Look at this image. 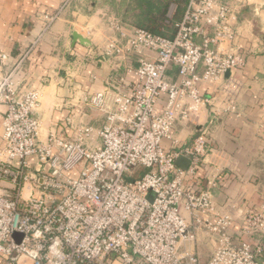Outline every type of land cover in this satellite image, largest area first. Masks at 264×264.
<instances>
[{"label":"built area","instance_id":"built-area-1","mask_svg":"<svg viewBox=\"0 0 264 264\" xmlns=\"http://www.w3.org/2000/svg\"><path fill=\"white\" fill-rule=\"evenodd\" d=\"M238 10L233 0H188L171 39L109 18L102 53L112 75L83 100L103 124H80L70 139H40L39 92L19 93L21 61L6 71L0 50V183L12 186L0 194V264H264V198L244 212L233 238L230 213L214 205L215 177L204 190L187 182L212 152L214 120L236 113L235 73L246 66ZM178 123H195L198 132L169 151L163 143L176 147ZM260 130L264 149V124ZM181 157L185 170L175 165ZM199 234L214 239L207 261Z\"/></svg>","mask_w":264,"mask_h":264},{"label":"crops","instance_id":"crops-1","mask_svg":"<svg viewBox=\"0 0 264 264\" xmlns=\"http://www.w3.org/2000/svg\"><path fill=\"white\" fill-rule=\"evenodd\" d=\"M111 1L70 0L66 9L49 23L62 0H0V50L9 57L5 70L10 71L21 61L17 76L21 81L19 93L39 92L36 116L41 122L43 142L50 133L70 139L80 124L96 129L103 124L101 114L86 107L83 100L102 90L112 75L111 63L102 51L111 35L108 19L120 20L110 3L115 1L118 5L122 0ZM238 1L233 0V5L239 6L236 44L246 58V66L235 73L242 86L236 113L214 120L209 131L212 152L197 176L187 181L204 190L207 179L215 177L214 205L217 213H230L229 233L233 238L241 229L244 212L258 208L264 198L260 130L264 124V0ZM173 12L172 6L168 15ZM89 26L91 29L87 31ZM74 32L87 39L89 46L76 42ZM130 62L136 66L135 61ZM168 77L176 79L175 68L169 70ZM201 90L205 95L210 94L206 86ZM5 110L0 105V146ZM204 119L202 116L199 124ZM197 132L195 123H178L172 131L176 147L168 141L163 145L169 151H177L191 143ZM29 162L33 171L34 159ZM77 175V171L69 174ZM11 188L7 182L0 183V194ZM214 248L211 236L199 234L197 250L203 261L208 260V251L211 253Z\"/></svg>","mask_w":264,"mask_h":264},{"label":"trees","instance_id":"trees-1","mask_svg":"<svg viewBox=\"0 0 264 264\" xmlns=\"http://www.w3.org/2000/svg\"><path fill=\"white\" fill-rule=\"evenodd\" d=\"M113 2L110 3L111 7L118 12L125 26L171 39L176 32L175 24L182 19L188 0H122L118 5ZM172 6L174 12L169 16Z\"/></svg>","mask_w":264,"mask_h":264},{"label":"water","instance_id":"water-1","mask_svg":"<svg viewBox=\"0 0 264 264\" xmlns=\"http://www.w3.org/2000/svg\"><path fill=\"white\" fill-rule=\"evenodd\" d=\"M73 37L75 39L76 42H78L79 44L83 45V46H89V41L87 39H83L81 35H79L77 32H74ZM228 76V73L226 75V77ZM189 162L186 158H178L175 162V165L180 168L181 170H185L188 166Z\"/></svg>","mask_w":264,"mask_h":264},{"label":"rangeland","instance_id":"rangeland-1","mask_svg":"<svg viewBox=\"0 0 264 264\" xmlns=\"http://www.w3.org/2000/svg\"><path fill=\"white\" fill-rule=\"evenodd\" d=\"M121 10V9H120ZM88 30L87 31H90V26L87 28ZM208 251V250H207ZM208 255H210V250L208 251Z\"/></svg>","mask_w":264,"mask_h":264}]
</instances>
